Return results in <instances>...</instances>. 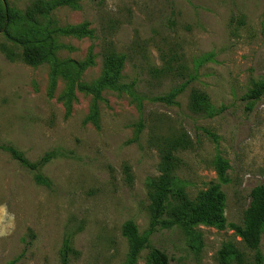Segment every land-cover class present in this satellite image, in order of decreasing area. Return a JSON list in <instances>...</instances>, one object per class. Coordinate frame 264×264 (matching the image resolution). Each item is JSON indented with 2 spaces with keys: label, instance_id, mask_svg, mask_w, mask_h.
Here are the masks:
<instances>
[{
  "label": "rangeland",
  "instance_id": "rangeland-1",
  "mask_svg": "<svg viewBox=\"0 0 264 264\" xmlns=\"http://www.w3.org/2000/svg\"><path fill=\"white\" fill-rule=\"evenodd\" d=\"M1 1L25 14L36 0ZM52 19L55 28L87 24L94 33L58 37L59 60L87 66L64 68L55 83L50 63L8 60L1 46L11 43L0 34V145L32 163L57 153L41 170L46 185L0 150V264H64L67 237L69 264H124L127 221L170 264H222L230 248L254 264L230 225L243 226L251 192L264 184V96L245 99L264 82V0H79ZM32 33L41 39L39 28ZM111 52L127 55L121 83L135 86L104 90L95 102L78 86L103 78ZM184 86L171 101L159 99ZM194 90L208 97L207 112L192 110ZM180 138L192 145L176 153L181 165L174 175L191 200L220 186L223 228L150 232L147 184L161 176L164 144ZM261 249L264 256V235ZM149 253L142 251L137 264H150Z\"/></svg>",
  "mask_w": 264,
  "mask_h": 264
},
{
  "label": "trees",
  "instance_id": "trees-1",
  "mask_svg": "<svg viewBox=\"0 0 264 264\" xmlns=\"http://www.w3.org/2000/svg\"><path fill=\"white\" fill-rule=\"evenodd\" d=\"M79 0H36L27 9L25 14L11 11L0 0V34H2L11 45H2L1 50L10 61L21 60L31 66L50 63L52 66L53 83L64 68H73L82 72L87 64H79L74 61L62 62L57 53L63 47L58 42V37H93V31L88 29L87 24L66 29L55 28L52 14L54 11L65 6H76ZM24 22L22 28L20 23ZM18 27L15 34L14 28ZM29 29H27V28ZM39 28L41 39H33L32 31ZM16 32V33H17ZM21 52H18V50ZM127 61L126 54L111 52L103 58V78L92 85L81 84L78 90L93 96L95 102L101 98L104 90L127 91L133 89V85L121 83V75ZM186 86L168 97H160V100L171 101L177 94L183 92ZM264 96V82L256 86L245 95L249 102H256ZM209 99L205 94L193 91L191 94V108L195 112H207L210 107ZM91 119L98 123V112L95 106ZM192 145L189 139L180 138L169 140L161 149L160 172L161 176L150 179L147 184L148 198L150 201V232L158 229H169L179 226L189 233L190 229L197 225L223 228L226 226L224 217L225 195L219 185L212 186L207 192L202 193L196 200H191L185 190L180 187L179 179L174 175L175 170L180 167L181 161L176 153L181 149H187ZM0 150L10 153L22 167L35 173L36 181L40 184L49 185L42 173V168L56 158L54 151L46 153L38 162H30L22 152L11 145H0ZM226 164L218 161L217 168L219 177L223 182L225 179ZM236 234L242 239L246 247L253 253L254 264H264L262 254V240L264 235V184L256 186L251 192V202L244 215L243 226L230 225ZM122 234L128 243V254L124 264H137L142 251L149 249L150 264H170L169 256L161 249L150 247L148 239L140 235L136 224L127 221L123 225ZM71 238L64 240L61 256L64 264H69L72 251ZM222 264L234 261L235 264H249L245 255L232 248L225 249L221 253ZM10 264H16L15 261Z\"/></svg>",
  "mask_w": 264,
  "mask_h": 264
}]
</instances>
